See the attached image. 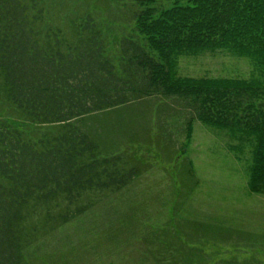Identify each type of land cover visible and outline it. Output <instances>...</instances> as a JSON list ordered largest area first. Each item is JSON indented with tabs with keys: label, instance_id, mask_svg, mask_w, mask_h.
I'll return each instance as SVG.
<instances>
[{
	"label": "trees",
	"instance_id": "trees-1",
	"mask_svg": "<svg viewBox=\"0 0 264 264\" xmlns=\"http://www.w3.org/2000/svg\"><path fill=\"white\" fill-rule=\"evenodd\" d=\"M98 1L58 11L57 0H0V264H29L27 249L95 206L92 195L139 174L84 127L131 101L181 100L189 134L195 119L249 144L248 188L264 194V0H132L114 56ZM216 50L250 58L260 78L177 75L178 55Z\"/></svg>",
	"mask_w": 264,
	"mask_h": 264
},
{
	"label": "rangeland",
	"instance_id": "rangeland-1",
	"mask_svg": "<svg viewBox=\"0 0 264 264\" xmlns=\"http://www.w3.org/2000/svg\"><path fill=\"white\" fill-rule=\"evenodd\" d=\"M57 1L58 11L70 2ZM122 2L95 5L113 56V37L134 27L137 7ZM176 73L260 78L250 58L226 50L178 55ZM89 119V134L139 174L119 191L92 195L95 206L27 249L29 264H264V194L248 188L249 144L195 119L189 134L191 113L173 98L131 101Z\"/></svg>",
	"mask_w": 264,
	"mask_h": 264
}]
</instances>
